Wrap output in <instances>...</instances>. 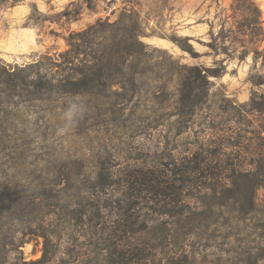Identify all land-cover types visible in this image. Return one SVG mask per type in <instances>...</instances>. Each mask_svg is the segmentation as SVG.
Listing matches in <instances>:
<instances>
[{"label": "rangeland", "instance_id": "obj_1", "mask_svg": "<svg viewBox=\"0 0 264 264\" xmlns=\"http://www.w3.org/2000/svg\"><path fill=\"white\" fill-rule=\"evenodd\" d=\"M253 1L258 17L235 0H0V264H264ZM99 19L138 21L141 55L113 86L71 88L51 59ZM73 98L85 111L61 134ZM198 161L220 178L183 170ZM150 174L168 200L126 182Z\"/></svg>", "mask_w": 264, "mask_h": 264}, {"label": "trees", "instance_id": "obj_2", "mask_svg": "<svg viewBox=\"0 0 264 264\" xmlns=\"http://www.w3.org/2000/svg\"><path fill=\"white\" fill-rule=\"evenodd\" d=\"M240 4V8L249 14L260 16V10L253 0H235ZM119 20L109 22L108 19H99L95 24L88 26L82 33L77 35L76 40L73 35L67 39L68 49L59 53L53 61L52 66L58 68L55 72L61 71L58 75L61 83L71 85V88L80 86L81 89H91L93 87L108 88L113 86V75L118 71H123L132 58L141 55V51L136 47H144L140 41V23L138 21L122 25ZM241 27L248 28L250 34L258 33V19L247 21ZM81 78L79 84L71 83V79ZM254 110L261 116L259 126L258 152L260 158L257 161L261 175L264 176V102L254 107ZM203 162L198 161L195 167L183 169L186 173H198L201 178L219 179L216 175L217 166H201ZM231 178V177H230ZM126 181L130 184L135 194L142 197H150L152 201L163 202L168 200L173 192L172 187L164 185L154 174L143 175L141 179ZM184 186L191 181L178 180ZM137 185L142 188H136ZM205 186V183L203 184ZM209 189L217 188L213 185L207 186ZM221 187V186H220ZM147 195V196H146ZM173 195V194H172ZM160 198V199H158Z\"/></svg>", "mask_w": 264, "mask_h": 264}, {"label": "clouds", "instance_id": "obj_3", "mask_svg": "<svg viewBox=\"0 0 264 264\" xmlns=\"http://www.w3.org/2000/svg\"><path fill=\"white\" fill-rule=\"evenodd\" d=\"M85 108L76 99H70L62 113L63 126L58 129L61 134L68 132L76 120L84 114Z\"/></svg>", "mask_w": 264, "mask_h": 264}]
</instances>
